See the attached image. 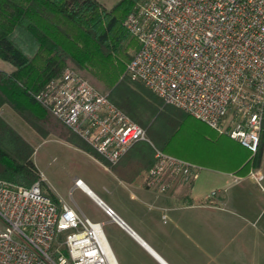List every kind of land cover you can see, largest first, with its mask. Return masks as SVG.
<instances>
[{
  "label": "built area",
  "instance_id": "2783aa9c",
  "mask_svg": "<svg viewBox=\"0 0 264 264\" xmlns=\"http://www.w3.org/2000/svg\"><path fill=\"white\" fill-rule=\"evenodd\" d=\"M125 27L137 41L126 72L165 103L225 133L255 153L264 118V0H142ZM54 117L107 163L136 142L152 145L143 127L70 69L47 86ZM141 174L149 189L195 179L200 167L154 147ZM256 182L258 171H250ZM74 187L85 193L82 180ZM215 191H211V195ZM111 221L134 233L114 210L94 199ZM0 264H118L103 223L54 202L39 182L0 179ZM127 226V227H126Z\"/></svg>",
  "mask_w": 264,
  "mask_h": 264
},
{
  "label": "trees",
  "instance_id": "16d2710c",
  "mask_svg": "<svg viewBox=\"0 0 264 264\" xmlns=\"http://www.w3.org/2000/svg\"><path fill=\"white\" fill-rule=\"evenodd\" d=\"M140 1L117 0L107 8L97 0H0V107L8 105L43 138L56 135L98 159L99 155L52 115L45 101L47 86L67 68L93 88L103 86L107 98L143 127L152 143L138 141L115 164L106 162L118 177L131 181L151 168L154 147L195 163L194 146L203 141L234 154L233 174L245 175L257 168L264 153V118L258 149L252 153L225 133L165 103L126 74L131 58L128 50L138 44L124 21ZM135 103L140 110L131 109ZM34 151L0 116V179L24 187L39 182L45 188L33 161ZM222 168L229 169L225 164Z\"/></svg>",
  "mask_w": 264,
  "mask_h": 264
},
{
  "label": "rangeland",
  "instance_id": "374dc122",
  "mask_svg": "<svg viewBox=\"0 0 264 264\" xmlns=\"http://www.w3.org/2000/svg\"><path fill=\"white\" fill-rule=\"evenodd\" d=\"M97 1L107 8L117 2V0ZM134 50L133 48L129 49L128 53L131 55ZM133 80L137 81L135 78ZM98 91L105 94L106 90L101 86ZM8 109L10 115L5 114L4 117L30 141L35 149L33 161L49 189L73 206L80 214L91 220L103 222L105 235L109 231L120 241H128L123 232L115 229L112 224H106L108 218L87 194L74 187V179L80 178L99 198L112 206L117 212L120 208L117 204L124 199L122 197L127 196V194L132 196L136 190L131 188L126 190L121 187L110 172L104 168L105 166L110 170L108 166L110 163L106 164V161L100 155L98 159L102 158L99 161H103L104 166L89 157L83 152L86 150L77 145L70 143L83 151L69 146L52 134L45 138L39 136L11 108ZM131 109L137 111L140 110V107L135 103L131 105ZM21 128H26L28 132L23 131ZM253 170L260 173L261 179L257 182L248 181L245 184V191L236 193L237 190L232 189L231 200H224L219 204L216 202L218 200L216 198L219 197L216 190L218 188L223 190V185H209L201 178L197 181L196 187L200 194L203 196L209 194L208 202H205L206 205L217 207L206 211L207 225L204 228L201 227L200 230H196L191 227L188 233L184 231V235L185 240H189L192 251L197 249V246L200 247L201 255H205L209 262L207 264H264V157H262L257 168L248 170L247 175ZM144 171H141L140 174ZM196 178L198 179V176ZM141 181L139 178L137 183ZM171 188L172 186L165 191ZM43 189L45 190V188ZM211 190H215V194L211 195ZM158 191L150 189L148 195L153 197ZM224 193L226 194V192ZM139 200L142 202L144 199ZM146 204L145 208H150L155 215V225L160 230L169 232V225L173 221L171 218L172 213L163 210L156 215L154 212L156 204L153 203V200L149 199ZM122 210H125L123 205L121 206ZM3 228V223L0 221V231ZM177 232L176 230L175 233ZM199 234L200 238H198Z\"/></svg>",
  "mask_w": 264,
  "mask_h": 264
},
{
  "label": "crops",
  "instance_id": "0c3cea01",
  "mask_svg": "<svg viewBox=\"0 0 264 264\" xmlns=\"http://www.w3.org/2000/svg\"><path fill=\"white\" fill-rule=\"evenodd\" d=\"M8 108H10L8 105H2L0 107V116L6 122H8L26 141L30 143V141L26 139L25 136L22 135V133L4 117L5 114L10 115V110ZM21 129L28 132L26 128ZM54 136L60 140H63L56 135ZM63 141L73 148L82 150L77 146L71 145L65 140ZM203 143L204 144H201L196 148L194 146L195 152L194 154H192V157L197 162L195 161V163H193L187 160L200 167V170L198 172V179H175L170 190L158 191L157 194L153 197L148 195L150 189L143 185V181L137 183L139 178L142 180L140 174L141 172L136 177H134L133 180L127 181L118 177L113 171L105 167L102 162L97 160L88 152L82 150L93 160H95L99 164H102L106 171L110 172L113 178L118 181L121 187H124L126 190H130V188L136 190V192L134 191V195L132 194V196H130L127 194V196L122 197L124 199L121 200V203L117 204L120 206L119 212H117L112 206L106 203V205L112 208L116 215L134 233L133 236L130 235L127 231H125L123 228H121L115 222L111 221L106 216L108 218L106 219V224H112L115 229L123 232L128 238V241L123 242L116 238L113 233L109 231L108 233L106 232V239L113 251L118 264L209 263L205 255H201L200 247L197 246V249H195L194 251L191 250L190 242L189 240H185L184 235V231H187L188 233L191 227H194L196 230H200L201 227L204 228L207 225L206 211L216 209L217 207L214 205H206L205 202H208L207 200L209 198V194L206 196L200 194L199 190L196 187L197 181L199 180V178H201V180H203L205 183H209V185H223L224 188L223 190L221 189L222 191L220 190V188L216 190L218 191L217 194H219V197L216 198L218 199L216 201L218 204L224 200H231L232 189H236V193H238L239 191H245V184L248 181H256L247 174H232V170L230 169L233 168V166L231 163L236 160H234V154L227 150V148H223L221 145L211 148L209 147V145L207 146L205 141H203ZM192 157L190 159H192ZM262 157H264V153H262ZM224 164L225 166L229 167V169H223L222 167L224 166ZM41 178L45 184V189L51 191L46 185L42 175ZM84 185L85 187L87 186L85 183ZM86 188L88 189V191H91V193L96 198L104 202L92 189H90L88 186ZM224 192H226V194ZM53 194L58 201L66 202L55 195V193ZM87 195L94 201L93 197H91L89 194ZM141 198L144 199L142 200V202H140L139 200ZM149 199H152L153 203L156 204L154 206V212L156 213V215H158V213L160 211L162 212L163 210L172 213L171 218L173 221H171V224L169 225V232H164L162 229L160 230L155 225L154 213L150 208H145V205H147L146 203ZM122 205L125 206L124 211H121ZM176 230L178 231L177 233H175ZM198 238H200V234Z\"/></svg>",
  "mask_w": 264,
  "mask_h": 264
},
{
  "label": "bare ground",
  "instance_id": "6f19581e",
  "mask_svg": "<svg viewBox=\"0 0 264 264\" xmlns=\"http://www.w3.org/2000/svg\"><path fill=\"white\" fill-rule=\"evenodd\" d=\"M83 183V182H82ZM84 184V183H83ZM87 187V186H86ZM85 187V185H84V188H85V190L88 192V189ZM91 195L93 196V199H96V197L91 193Z\"/></svg>",
  "mask_w": 264,
  "mask_h": 264
},
{
  "label": "water",
  "instance_id": "95a60500",
  "mask_svg": "<svg viewBox=\"0 0 264 264\" xmlns=\"http://www.w3.org/2000/svg\"><path fill=\"white\" fill-rule=\"evenodd\" d=\"M88 194L91 196V197H93L92 195H91V191H88ZM96 199H98V198H96ZM127 227V226H126Z\"/></svg>",
  "mask_w": 264,
  "mask_h": 264
}]
</instances>
